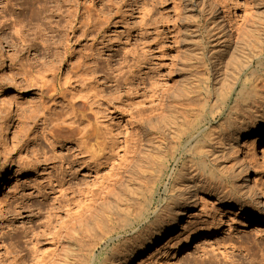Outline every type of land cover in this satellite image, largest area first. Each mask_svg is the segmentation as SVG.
I'll return each instance as SVG.
<instances>
[{"label":"rangeland","instance_id":"rangeland-1","mask_svg":"<svg viewBox=\"0 0 264 264\" xmlns=\"http://www.w3.org/2000/svg\"><path fill=\"white\" fill-rule=\"evenodd\" d=\"M26 1L0 0V169L13 168L0 185V264H111L104 259L115 238H135L122 227L142 213L148 189L157 190L155 207L168 196L172 179L154 177L161 157L177 149L178 124L190 131L179 143L183 150L212 123L208 109L218 105L228 78L213 73L207 5L219 7L223 0H76L75 28L61 32L50 10L59 4L66 14L75 0H48L45 19H36ZM91 3L90 29L85 10ZM6 19L21 20L23 40ZM258 61L250 59L240 70L237 90L252 71H261ZM178 88L182 94L169 100L168 92ZM235 98L232 91L216 122ZM54 124L75 133L56 139L50 135ZM254 139L247 150L264 188V142L258 147ZM236 156L242 159L231 148L226 157L205 159L201 171L200 155L165 157L167 172L193 159L192 168L212 175V182L246 203L245 211L236 214L199 192L202 199L183 228L135 264H215L210 257L221 264L232 256L242 261L252 251L261 258L264 192L235 185L229 168L237 165ZM213 222L224 228L169 259L172 241L186 242L189 229Z\"/></svg>","mask_w":264,"mask_h":264},{"label":"bare ground","instance_id":"bare-ground-1","mask_svg":"<svg viewBox=\"0 0 264 264\" xmlns=\"http://www.w3.org/2000/svg\"><path fill=\"white\" fill-rule=\"evenodd\" d=\"M5 1L10 5L13 4L11 0ZM47 1L29 0L26 3L31 7L32 15L36 19H45L44 14L49 9ZM229 1L223 0L219 7L217 6L218 3L213 2H209L207 5L208 25L212 32L211 38L214 41L211 40L210 43H214L216 47V54L211 56L214 68L213 73L218 76L222 74L228 78L225 88L219 93L218 105L213 104L208 109L212 123L206 127V132L202 138L197 139L195 143L186 142L183 150L180 149L179 143L190 131L184 123L178 124L175 132L179 142L173 146V148L177 149L173 151L171 157H161L160 163L157 164L155 170L157 176L154 177V179L158 178L159 182L165 176L172 179L168 196L164 201H161L158 207H155L154 196L157 190L154 189L152 192V189H148L151 196H147L146 202L142 206V213L135 220H129L122 227L126 231L130 228L135 234L133 236L135 238L134 240L127 238L124 241H120V235L115 238L118 243H115L108 250L104 259L111 264H135L143 255L152 253L156 248H162L166 239L174 238L173 236L183 228L198 199H202L203 195L200 197L199 192L216 196V200L220 204L236 209V214L245 211L246 203L232 198V195L223 189L221 183L212 182V175L201 174L197 167L195 169L192 168L189 163H192L193 159L184 162L182 168L178 171L171 170V172H167L170 167V160L167 161L169 158L179 160L182 159L185 153L200 155L204 159V162L202 160L199 162L198 169L201 171V169L205 168V159L215 161L219 157H223V155L226 157V152L233 148L238 153V156H242V159L236 156L237 165L229 168L235 185L239 189H246L250 192H264L262 182L258 177L254 176L257 168H255V164L247 150L249 137L256 136L254 140L258 147H261L264 142V108L259 109L264 107V0H243L242 4H238V0H235L234 8H232ZM241 7H243V19L237 14ZM92 9L93 4L91 3L85 10L90 29L93 27ZM50 13L52 17L57 18L55 27L59 32L64 26H67L69 30L75 28V21L78 16L76 0L71 2V5L66 9V14H64L62 6L59 4L55 5V8H52ZM8 14L11 15L10 13ZM5 17L6 15H4ZM6 21H9V24H6L7 28H13L18 39L23 40L20 35L21 30L18 29V26L21 27V20L15 19L11 21L6 19ZM229 25H231V28ZM259 52L261 53L259 54ZM255 58L259 59L258 66H262L260 67L261 71H252L251 75L243 80L241 89L237 90L236 84L239 80L240 70L248 64L250 59L254 60ZM229 74L231 75L230 77H228ZM232 91L236 92L235 104L229 108V112L224 118L216 122L217 118L225 114ZM182 92V89L178 88L168 92L167 96L170 100L173 97H178ZM172 116L178 118L176 113L172 114ZM196 126L194 129L200 127V125ZM74 133L75 130L59 126V124H54L50 128V135L56 139L70 138ZM262 153L264 155V151ZM194 165H198L196 161ZM11 172H13L11 166L6 169H0V185L5 182ZM242 173L246 174L243 178H241ZM250 181H252V184H249ZM151 215H154L155 219L152 220ZM260 222L263 224L264 219H261ZM214 223L204 228L194 227L189 229L191 236L186 242L184 239L172 241L169 245V248H171L168 254L170 256L169 259L176 258L179 253L189 251L192 247V241L203 236L210 238L224 228L218 227V224L214 226ZM238 248L237 246L236 249ZM256 254L252 251L249 257L243 258L239 262L232 256L229 262H222L221 264H243L245 260L250 264H264V254L261 255L260 259L255 257ZM228 256L226 254L224 257ZM209 259L214 261L213 263L218 264L216 258H207V260ZM62 264L70 263L63 261Z\"/></svg>","mask_w":264,"mask_h":264}]
</instances>
